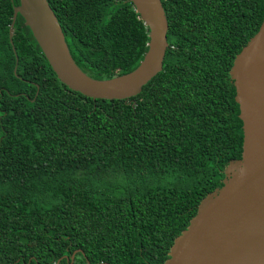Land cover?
I'll use <instances>...</instances> for the list:
<instances>
[{
	"label": "trees",
	"instance_id": "1",
	"mask_svg": "<svg viewBox=\"0 0 264 264\" xmlns=\"http://www.w3.org/2000/svg\"><path fill=\"white\" fill-rule=\"evenodd\" d=\"M47 2L88 76L139 64L148 29L130 0ZM18 3L0 0V264H163L241 156L229 70L264 0H161L162 71L111 100L61 83L20 14L10 43Z\"/></svg>",
	"mask_w": 264,
	"mask_h": 264
},
{
	"label": "water",
	"instance_id": "2",
	"mask_svg": "<svg viewBox=\"0 0 264 264\" xmlns=\"http://www.w3.org/2000/svg\"><path fill=\"white\" fill-rule=\"evenodd\" d=\"M130 2L148 29V43L139 64L124 74L95 79L84 73L72 59L47 0H19L13 7L9 41L20 14L61 83L94 100L126 99L162 71L168 46L161 0ZM229 74L242 120L241 156L224 168L222 185L201 199L163 264H264V15L235 55ZM77 252L82 250H74L71 261Z\"/></svg>",
	"mask_w": 264,
	"mask_h": 264
}]
</instances>
